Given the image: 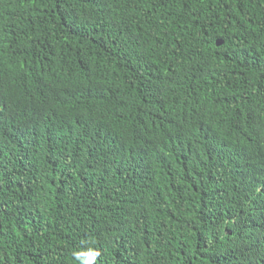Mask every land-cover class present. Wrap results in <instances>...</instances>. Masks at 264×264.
Listing matches in <instances>:
<instances>
[{"label": "trees", "instance_id": "obj_1", "mask_svg": "<svg viewBox=\"0 0 264 264\" xmlns=\"http://www.w3.org/2000/svg\"><path fill=\"white\" fill-rule=\"evenodd\" d=\"M0 264H264V0H0Z\"/></svg>", "mask_w": 264, "mask_h": 264}]
</instances>
